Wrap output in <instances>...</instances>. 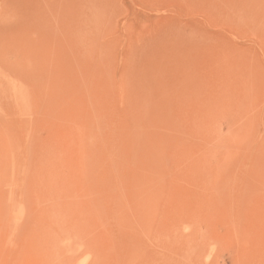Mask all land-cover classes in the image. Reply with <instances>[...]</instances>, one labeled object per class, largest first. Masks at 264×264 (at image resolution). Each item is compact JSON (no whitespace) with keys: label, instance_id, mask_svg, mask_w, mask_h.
I'll use <instances>...</instances> for the list:
<instances>
[{"label":"rangeland","instance_id":"rangeland-1","mask_svg":"<svg viewBox=\"0 0 264 264\" xmlns=\"http://www.w3.org/2000/svg\"><path fill=\"white\" fill-rule=\"evenodd\" d=\"M0 264H264V0H0Z\"/></svg>","mask_w":264,"mask_h":264},{"label":"bare ground","instance_id":"bare-ground-1","mask_svg":"<svg viewBox=\"0 0 264 264\" xmlns=\"http://www.w3.org/2000/svg\"><path fill=\"white\" fill-rule=\"evenodd\" d=\"M18 91H19V90H17V93H18ZM20 93H21V92H20ZM20 93H19V95H20L21 98L19 97V95H18V98H20V99L22 100V98H24V97H22L21 94H24V93H23V92H22L21 94H20ZM23 96H25V94H24ZM21 104H22V103H21ZM24 104H25V103L23 102V105H24Z\"/></svg>","mask_w":264,"mask_h":264}]
</instances>
